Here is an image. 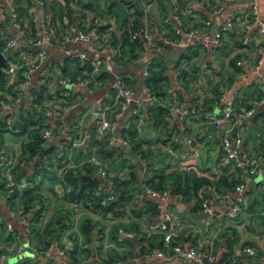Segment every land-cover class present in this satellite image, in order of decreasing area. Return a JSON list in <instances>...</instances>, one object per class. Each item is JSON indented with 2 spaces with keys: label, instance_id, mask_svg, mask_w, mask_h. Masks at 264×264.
<instances>
[{
  "label": "crops",
  "instance_id": "obj_1",
  "mask_svg": "<svg viewBox=\"0 0 264 264\" xmlns=\"http://www.w3.org/2000/svg\"><path fill=\"white\" fill-rule=\"evenodd\" d=\"M76 1L68 9L66 0H0V35L17 39V45L9 55L20 53L19 63L11 61L8 55V65L17 64L20 68L12 76L7 74V67L3 69L2 75L6 74L8 81L0 95H16L20 91L23 74L31 72L30 85L24 91L23 100L14 108L13 115L20 110L26 112L32 105L31 96L35 91L42 86L47 87L42 106L47 118L46 127L51 130L52 138L44 145V155L38 157L47 173L44 174L42 165L36 168L35 161H20L25 137L7 132L2 147L16 161V167H20V177L26 180V186L19 190L35 185L39 187L44 205L42 229L53 217L66 216L67 213L71 215V223H74L70 226L71 233H79L81 221L88 217L105 228L104 257H109L116 249L121 255L132 251L134 257L128 260L133 264H197L193 260L147 257L151 250L164 248L163 236L156 233L148 237L147 231L152 222L164 219L168 211L174 227L172 244H180L186 249L195 247L199 251H212L215 264H264V98L260 88L261 84L264 85V58L257 73L249 68L260 58L264 35L257 25H251L240 15L255 0H212L223 7L218 14L212 13L215 4L211 0H131L143 13L142 20L153 39L151 42L141 40L142 46H136L132 52L131 49L126 50L120 58H115L114 52H117L115 45L121 47L125 39L123 11L128 9L132 13L136 7L124 4L126 0ZM256 3L259 5L260 20L264 23V0H257ZM187 7H192L199 16L187 15ZM18 8L23 10L21 17ZM177 12L190 18L189 24L185 25L182 19L177 22L174 18ZM13 14H17V19L13 18ZM54 15L56 19L53 22ZM231 17H237L234 33H224L221 45H216L213 42L216 33ZM166 18L173 22V30L174 26L192 29L195 22L205 19H210L212 24L203 28L197 38L185 35L168 37ZM30 22L36 23L37 32L42 27L46 28L50 36V41L42 46L47 50L42 63L37 62V54L42 47L31 43L40 36L35 40L26 36ZM93 31L100 37L90 36L87 41L73 39L79 32ZM169 40L174 42L170 43ZM27 44L32 46V50H23ZM236 57L245 65L233 63ZM97 59L107 60L110 69L101 68L93 75L84 64ZM153 63L166 66L163 95L155 100L145 86L146 72ZM183 71L187 73L185 77ZM67 77L90 80L91 85L87 88L61 85L60 80ZM117 77H121L134 91L133 100L124 111L115 99ZM219 96L222 98L221 105L216 101ZM228 100L233 101L235 109L240 106L254 109L252 115L227 124L233 127L232 138L242 140L238 149L243 159L260 158L256 176H248L249 169L245 165L241 168L236 165L222 167L226 153L218 128L214 130L210 124ZM161 105L168 111L173 106H180L189 110L191 115L185 119L166 116L163 124L156 126ZM53 106L59 109L54 115H46L48 108ZM103 106L111 108L117 125L110 136L99 139L96 122L98 111ZM8 115L0 111V119ZM134 141H141V149L134 148ZM232 147L235 149L236 145ZM102 148L106 152L99 156ZM143 152L149 156L143 157ZM93 157L106 167L107 178H102L98 167L91 163ZM86 167L88 169L84 170ZM161 168H165L167 173L191 172L211 180L234 174L246 183L237 216L232 219L227 215L231 201L240 196L236 187L221 194L214 186L202 188L201 192L207 195L206 199L210 202L207 211L197 207V198L186 201L182 196L170 193L169 208H166L163 201L145 191L147 176L156 175ZM67 169L84 170L81 178L85 181L97 179L104 185L114 186L116 180L126 182L127 185L118 189L119 195L125 193L126 201L106 216L81 204L68 203L59 182ZM133 173L138 179L135 183ZM85 176L93 179L87 180ZM54 177L56 180L52 179ZM8 195L6 187L0 188V225L5 228V236H0V250L4 254L9 252L11 256L26 250L34 255L13 264H43L40 255L27 246L28 241L32 244L36 234L29 232L28 226L22 222L20 197L10 200ZM150 199L156 204L157 211L154 213L147 212L151 207L148 203ZM33 215L29 217L30 224ZM9 225L12 230L8 229ZM116 227H119L118 234L125 240L129 234L137 236L135 242L127 240L128 244H116L110 237V232ZM62 241L63 234L55 237L46 249L49 250V260L73 264L72 255L58 254ZM19 245L25 246L22 252L17 251ZM94 246L88 243L84 247L91 249ZM247 246L257 251V261L242 251ZM39 249L44 250L41 246ZM0 264L11 263L9 259L2 261L0 256Z\"/></svg>",
  "mask_w": 264,
  "mask_h": 264
},
{
  "label": "trees",
  "instance_id": "obj_2",
  "mask_svg": "<svg viewBox=\"0 0 264 264\" xmlns=\"http://www.w3.org/2000/svg\"><path fill=\"white\" fill-rule=\"evenodd\" d=\"M215 8L219 7V4L214 3ZM67 7L70 9L71 4L77 3L76 0H66ZM126 5H131L132 7H136L135 11L130 13L128 9L123 11L124 13V25H123V34L124 41L122 42V46L118 47L115 45V49L117 50L115 54V58H120L124 55L126 50L131 49L130 51H134L136 46H142L141 39H132V34L136 32L142 26H145L142 18L143 13L140 11L139 7L132 4L131 0H126L124 2ZM19 12V17L23 15V10L21 8L17 9ZM70 15V11L68 12ZM183 23L185 25L189 24L190 18H186L180 12H177ZM56 15V14H55ZM53 16V22L56 19V16ZM51 22V24L53 23ZM203 26V22L198 21L194 23V28H198ZM169 33L168 37L176 35L175 31L168 25ZM191 29V28H190ZM37 25L34 22H30V26L26 29V36L32 37L35 39L38 38L37 35ZM178 36V35H177ZM32 46L27 44L24 51L32 50ZM19 52L10 54V60L13 62L19 63L18 60ZM233 63H237V57L232 60ZM86 69L89 73H92L94 70V65L92 61H88L85 64ZM65 70V66L63 67ZM166 66L164 64H151L149 65L147 71V78L145 82V86L148 88L150 93L159 99L160 96L163 95L162 87L164 86V81L166 80ZM184 77L186 76V72H182ZM73 79V78H72ZM85 80V79H83ZM8 78L7 75L4 74L0 76V92H4V88L7 84ZM47 87L42 86L39 91H35L34 99L31 107L26 111H18L13 115H8L0 119V151L2 150L4 143V134L7 132L15 133L19 137H25L22 142V154L20 155V161L32 162L35 161L36 168L42 165V160L38 159L41 148L45 145L46 141L43 139V129L46 127L47 118L45 116L44 107L42 106L43 102V94L46 91ZM11 91V90H10ZM6 92V90H5ZM12 95H15L13 93ZM0 97H4L1 96ZM217 104H222V98L219 96L216 100ZM239 107V106H238ZM243 107V106H240ZM239 107V108H240ZM249 108V107H246ZM169 115V111L164 107H159V114L156 117V126H161L163 124L164 118ZM134 148L141 149V141H134ZM104 149V148H102ZM106 150H102V153L105 154ZM147 153L143 152V157H148ZM53 165V164H52ZM42 170L44 174L47 173V169L43 168ZM229 168V167H228ZM241 168V167H237ZM88 168H84L87 170ZM82 169L74 170L67 169L62 173L59 182L62 185L64 191V198L68 203L81 204L87 209H92L93 211L101 214L108 215L113 213L117 206L121 207L123 203L126 201L125 193L119 195L118 189L127 185L126 182H119L116 180V200L109 203L107 206H103L101 204L104 195L102 193H98L103 184L95 179L93 181H85L81 178L83 173ZM16 180L19 181L20 176V167H16ZM49 172V171H48ZM54 173V172H50ZM56 180V177L52 178ZM134 183L138 181L136 175L133 173ZM242 180L238 179L234 174L232 175H223L217 180H211V178L204 175H196L191 172L184 171H173L171 173H167L165 168H161L156 172V175L147 176L145 181V187L151 188L156 191H168L171 195L182 196L186 201H190L193 197L198 199V206L202 208V204L206 199V194L201 192V189L205 186H214L217 193L221 194L224 191H231L235 187H237ZM7 184V185H6ZM6 192L9 193L10 200L20 197L21 204L23 206L22 213L30 212V210L34 207H37V210L34 212L33 218L31 220V231L36 236L33 237L32 245L37 246L38 248L41 246L44 250L49 248L52 244V241L55 237L62 235L63 232L67 229L66 222L70 223V226L74 223H71V215L66 216H55L53 217L47 224H41L42 212L44 209V205L42 203V196L38 192L39 187L33 186L20 191L19 188L15 186L9 185L5 177H1L0 180V188L5 189ZM127 187V186H126ZM148 203L151 204L147 210L152 211L153 213L157 211L155 207V203L153 200H148ZM155 204V205H154ZM72 227V226H71ZM118 228H113L110 232L111 239L118 245L128 244L127 239L121 238L120 234H118ZM105 228L101 226L98 222H94L91 218H84L79 225V233L74 232L71 237L75 240L76 249L72 253V263L73 264H117L120 262H124V264H133L128 258H133L132 251H126L123 255H121L116 249L112 250V253L109 257L103 256V248H104V239H105ZM35 243V244H34ZM88 243H93L95 246L91 249H87L84 246ZM132 248V247H131ZM145 250V249H144ZM143 250V252H144ZM4 254V251L0 250V256ZM82 254V255H81ZM82 256V257H80ZM258 260V257H257ZM26 264V263H25ZM121 264V263H120Z\"/></svg>",
  "mask_w": 264,
  "mask_h": 264
},
{
  "label": "built area",
  "instance_id": "obj_3",
  "mask_svg": "<svg viewBox=\"0 0 264 264\" xmlns=\"http://www.w3.org/2000/svg\"><path fill=\"white\" fill-rule=\"evenodd\" d=\"M232 1V0H231ZM257 0H255V3L246 9H243L240 12L241 17L245 18L251 25H257L259 27V30L262 35H264V23L260 20L259 17V5L256 3ZM223 9L219 5V7L215 8L212 13L218 14ZM186 14L189 16H199L198 13H196L192 7L186 8ZM17 14H13V18L17 19ZM175 20L177 22L181 21L180 15H175ZM237 18V17H236ZM235 17H231L227 20L224 26L220 28V30L216 33L214 43L216 45H221V37L224 33H234V27H235ZM203 26H200L198 28L189 29L187 27H176L174 26V31L176 35H185L190 38H197L201 34L203 28H208L211 26L212 21L210 19H205L202 21ZM165 23L172 26V21L168 18L165 19ZM37 35L40 36L38 40L32 41L31 43H34L37 46H44L46 43L50 41V36L48 33V30L46 28H41L39 32H37ZM90 36H94L95 38H99V34L96 32L91 33H84L79 32L76 34L73 39L75 41L81 40V41H87ZM132 39H141L146 42H151L153 39V36L149 32L148 28L146 26H142L139 28L136 32L132 34ZM168 42L173 43V40H169ZM204 45H208L207 42H203ZM17 45V39L13 37H9L7 35H0V53L3 54L7 59L9 52L12 48H14ZM116 53V52H114ZM47 55V50L42 47V49L37 54V62L42 63ZM264 58V48L260 50V58L257 61L256 64L253 66H250L249 68L254 72L257 73L263 63ZM94 70L92 72L93 75L98 73L99 69L105 68L110 69V63L105 59H97L93 62ZM238 66H244L245 63L242 60H239L237 62ZM19 66L17 64H10L6 68V72L8 75L12 76L14 75L18 70ZM147 75V72H146ZM24 78L22 82L20 83V91L14 95V96H4L0 97V111L7 112L10 115H12L14 108L16 105H18L25 96V89L28 88L31 82V72H25L23 74ZM61 85H69L72 87H88L91 85L90 80H75L70 77L62 78L60 80ZM262 95L264 98V85H260ZM114 92H115V99L116 103H119L121 106L122 111H124L128 104L133 100L134 91L128 87L124 80L121 77H117L114 85ZM151 98L153 100L156 99L154 95L151 94ZM31 99L33 100L34 97L31 96ZM59 108L56 106L48 108L46 111V115L51 116L54 115L56 110ZM62 109V111H64ZM254 112V109L252 108H246V107H240L238 109H235L234 103L231 100H228L223 106H221L219 110V115L215 118H213V122L215 123L216 127L219 130L221 145L223 150L225 151L226 155L222 162V167L227 168L231 167L233 165H236L238 167H241L243 165L247 166L249 169V175L250 177L256 176L258 174V164L260 161V158L257 157H251V158H245L241 156V153L239 151V146L242 142V140L237 137L235 139L232 138L233 133V127L231 125H228L227 122L234 121L239 122L246 118L247 116L252 115ZM137 115L139 116V112L136 111ZM116 117L118 116V113L115 114ZM191 115V112L186 109H182L180 106H173L169 110V115L171 117H180L181 119H185ZM117 125L116 118L112 116L111 114V108L108 106H103L98 111V118L96 122V134L99 139H104L108 136H110L115 127ZM43 139L45 141H48L52 138V132L48 127H44L43 129ZM190 142V141H189ZM233 144L236 145V148L234 149L232 146ZM91 163L96 165L98 167V173L102 178L108 177V171L106 167L96 158L93 157L91 159ZM16 161L10 157V155L5 152L4 150L0 151V180L1 177H5L7 182L9 183L10 187L15 186L17 188H22L26 186V180L25 178H19V181L16 180ZM246 188V183L242 181L237 187L236 190L240 194L239 198L236 200L231 201V208L227 212L228 217L235 218L238 214L239 210V201L242 199V194ZM145 191L151 195L154 198H158L161 201L164 202V205L166 208H169V192L168 191H156L151 188H146ZM98 193H102L104 195V198L101 201V204L103 206H107L109 203L116 200V187L114 184H106L100 187L98 190ZM210 202L205 199L202 208L204 211L209 210ZM37 210V207H34L30 210V212L22 213L21 219L24 224L28 226L29 232H31L30 229V221L29 217L34 214V212ZM67 229L65 232H63V241L61 246L58 247V254L60 256H70L76 249V243L75 240L71 237V227L70 223L66 222ZM9 230H12L11 225L8 226ZM159 233L163 236V240L165 242L164 248H157L151 250L147 257L151 259H161V260H170L173 258H178L184 261H190L193 260L197 264H215V256L212 251H199L195 247L190 248H184L180 244H172V238L174 236V227L171 224V219L169 216L168 211L165 214L164 219L152 222L149 225V229L147 231V236L151 237L153 234ZM128 236H131L130 234ZM27 246L32 250L34 253H38L40 255V259L43 262V264H59L57 261H50L48 256V251L41 250L37 248L36 246L31 244V241H28ZM25 249L24 245L17 246V251L22 252ZM244 253L250 255L254 261H257L258 253L257 251L251 247L247 246L243 248L242 250ZM10 253L7 252L3 255H1V260H8L10 257ZM137 260V259H136Z\"/></svg>",
  "mask_w": 264,
  "mask_h": 264
},
{
  "label": "water",
  "instance_id": "obj_4",
  "mask_svg": "<svg viewBox=\"0 0 264 264\" xmlns=\"http://www.w3.org/2000/svg\"><path fill=\"white\" fill-rule=\"evenodd\" d=\"M8 66V63H7V58L0 53V76L4 73L3 72V69L6 68ZM210 127H212L214 130L216 129V125L214 122H212L210 124ZM45 153V147L43 146L41 148V152H40V155L43 156ZM85 179L87 180H92L93 178L90 177V176H85ZM137 236H127L126 239L131 241V242H135Z\"/></svg>",
  "mask_w": 264,
  "mask_h": 264
},
{
  "label": "rangeland",
  "instance_id": "obj_5",
  "mask_svg": "<svg viewBox=\"0 0 264 264\" xmlns=\"http://www.w3.org/2000/svg\"><path fill=\"white\" fill-rule=\"evenodd\" d=\"M98 155H99V156H102V155H103V153H102V149H100ZM0 236H1V237H4V236H5V228H4L2 225H0ZM33 256H34V255H33L30 251L26 250V251L22 252V253L19 254V255H13V256H11V257L9 258V263L13 264V263L18 262L19 259L26 258V257H30V258H32Z\"/></svg>",
  "mask_w": 264,
  "mask_h": 264
}]
</instances>
